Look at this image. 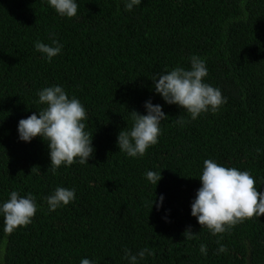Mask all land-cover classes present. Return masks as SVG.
<instances>
[{"label": "trees", "instance_id": "1", "mask_svg": "<svg viewBox=\"0 0 264 264\" xmlns=\"http://www.w3.org/2000/svg\"><path fill=\"white\" fill-rule=\"evenodd\" d=\"M76 2L68 18L48 0H0V205L16 191L31 193L37 209L11 234L0 213V264H131L125 249L144 248L153 255L137 264H264V216L212 235L191 215L208 159L248 171L264 192V0H141L131 11L125 0ZM53 33L63 47L49 61L34 44L54 46ZM192 56L227 100L195 120L151 80L190 70ZM52 86L81 102L94 147L88 163L76 158L55 174L47 142L18 133L21 119L46 107L37 93ZM149 100L168 117L158 142L129 157L118 134L131 130V111L147 114ZM148 171L161 173L156 185ZM58 187L75 199L50 211L46 197ZM189 227L191 240L182 235Z\"/></svg>", "mask_w": 264, "mask_h": 264}, {"label": "clouds", "instance_id": "2", "mask_svg": "<svg viewBox=\"0 0 264 264\" xmlns=\"http://www.w3.org/2000/svg\"><path fill=\"white\" fill-rule=\"evenodd\" d=\"M60 16L72 18L76 16L78 3L76 0H48ZM141 0H125V11H131L139 6ZM52 34V45L36 41V51L46 55L47 59L57 56L63 47ZM208 75L205 62L197 57H191V68L185 70L177 67L170 72L155 73L151 80L155 92L160 94L169 105L176 104L186 110L195 120L202 112L209 109L215 113L227 100L218 88L204 82ZM38 104L46 105L37 113H33L18 123L19 139L30 142L39 136L47 142L50 149V168L53 174L61 165L71 166L79 158L80 164L88 163L93 156V134L85 132L83 120L87 118L81 102L72 97L69 99L61 86H52L37 93ZM146 115L131 111L133 126L131 130L122 129L118 134L119 150L129 157L143 156L151 145L158 142L160 124L168 116L162 111L161 105H154L150 100L145 103ZM183 124L180 118L176 121ZM259 151V149H257ZM37 167V166H36ZM34 168V167H33ZM147 179L153 183L162 178L161 173L148 171ZM202 186L197 190L196 198L191 205V215L196 217L202 228L210 230L212 235L224 233L238 223L254 216H264V192L257 190L255 179L248 171H240L234 167H224L215 161H204L202 175L199 177ZM75 199V190L58 187L54 193L46 197L50 211H55L61 205H68ZM163 201V196L160 198ZM155 203V200H154ZM159 207V205H157ZM35 197H20L12 191L10 199L0 205V213L4 217V231L11 234L16 228L31 223L36 213ZM182 235L187 240L195 238L191 228ZM219 244V241H217ZM227 249L221 245L218 249L223 253ZM202 254H207L205 245H200ZM153 255L149 248L140 250L133 255L125 249V257L131 264H137V257L144 259L145 255ZM80 264H93L87 258Z\"/></svg>", "mask_w": 264, "mask_h": 264}]
</instances>
